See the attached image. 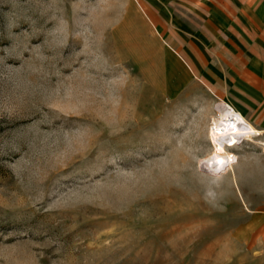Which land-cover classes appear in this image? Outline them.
<instances>
[{"label": "rangeland", "instance_id": "rangeland-1", "mask_svg": "<svg viewBox=\"0 0 264 264\" xmlns=\"http://www.w3.org/2000/svg\"><path fill=\"white\" fill-rule=\"evenodd\" d=\"M184 1L163 24L143 0H0V264H264L241 199L261 147L199 165L219 102L259 126L207 69L264 61V22L211 38Z\"/></svg>", "mask_w": 264, "mask_h": 264}, {"label": "crops", "instance_id": "crops-1", "mask_svg": "<svg viewBox=\"0 0 264 264\" xmlns=\"http://www.w3.org/2000/svg\"><path fill=\"white\" fill-rule=\"evenodd\" d=\"M147 7L152 10L155 23L169 24L172 23V19H178L184 15L185 1L184 0H143ZM191 8L194 10V16L199 21L200 34L206 33V35L213 38L214 22L216 21L221 27L227 22L232 24V20L241 19L242 30L249 32L250 24L256 25L257 32L259 27L264 22V0H223L215 2L214 0H194L191 4ZM256 9L255 13L249 14V10ZM239 14V16H238ZM161 19V20H157ZM234 21V22H235ZM249 49L240 51L234 49H218L214 51L215 55H242L247 59L243 64V68L238 70H232L229 62H217L216 64H210L208 67L209 84H219V86L228 89H233L236 92V96H239L238 101H233L245 109L249 106H254L258 111L259 126L255 127L258 130L264 132V61L259 59V53L249 54ZM204 51V50H203ZM202 52V50H201ZM255 78L262 81V87L252 84H256ZM222 84V85H220ZM246 107H245V106ZM263 153V152H262ZM240 154V153H239ZM264 154V153H263ZM240 158V155H239ZM238 158V159H239ZM248 156L243 157V161H249ZM239 160L235 165H237ZM234 165V166H235ZM233 174L235 176L234 168ZM256 193V194H255ZM241 199L243 204L247 207V216H250L255 223L253 232H257L258 239L256 242V250L258 257H264V196L261 195L260 190H249L245 188L244 183L241 187ZM248 227V225H246Z\"/></svg>", "mask_w": 264, "mask_h": 264}, {"label": "bare ground", "instance_id": "bare-ground-1", "mask_svg": "<svg viewBox=\"0 0 264 264\" xmlns=\"http://www.w3.org/2000/svg\"><path fill=\"white\" fill-rule=\"evenodd\" d=\"M263 131L256 129L243 114L225 102L216 106V115L211 118L207 130V139L211 147L209 153L199 165L207 168L212 174L231 172L239 160V152L248 143L258 145L264 153V141L260 140ZM239 151H234V150ZM223 161L219 163L218 161Z\"/></svg>", "mask_w": 264, "mask_h": 264}, {"label": "snow or ice", "instance_id": "snow-or-ice-1", "mask_svg": "<svg viewBox=\"0 0 264 264\" xmlns=\"http://www.w3.org/2000/svg\"><path fill=\"white\" fill-rule=\"evenodd\" d=\"M219 163H223V161L221 160V161H218Z\"/></svg>", "mask_w": 264, "mask_h": 264}]
</instances>
